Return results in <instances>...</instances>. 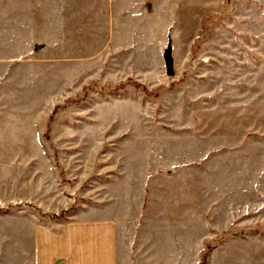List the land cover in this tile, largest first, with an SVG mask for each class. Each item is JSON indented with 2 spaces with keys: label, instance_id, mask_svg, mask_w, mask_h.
<instances>
[{
  "label": "rangeland",
  "instance_id": "374dc122",
  "mask_svg": "<svg viewBox=\"0 0 264 264\" xmlns=\"http://www.w3.org/2000/svg\"><path fill=\"white\" fill-rule=\"evenodd\" d=\"M75 219L117 264H264V0H0V264Z\"/></svg>",
  "mask_w": 264,
  "mask_h": 264
},
{
  "label": "crops",
  "instance_id": "0c3cea01",
  "mask_svg": "<svg viewBox=\"0 0 264 264\" xmlns=\"http://www.w3.org/2000/svg\"><path fill=\"white\" fill-rule=\"evenodd\" d=\"M21 234L20 228V243ZM29 243L30 250L28 254L25 252L28 264H117L112 220L75 219L44 225L31 221Z\"/></svg>",
  "mask_w": 264,
  "mask_h": 264
},
{
  "label": "water",
  "instance_id": "95a60500",
  "mask_svg": "<svg viewBox=\"0 0 264 264\" xmlns=\"http://www.w3.org/2000/svg\"><path fill=\"white\" fill-rule=\"evenodd\" d=\"M165 62H166V72L168 76H173V63L171 59V50L168 48L165 54Z\"/></svg>",
  "mask_w": 264,
  "mask_h": 264
}]
</instances>
